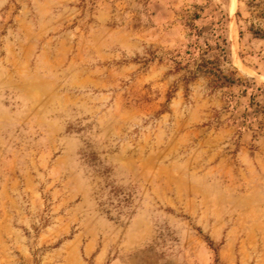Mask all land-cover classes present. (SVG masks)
<instances>
[{"label": "rangeland", "instance_id": "obj_1", "mask_svg": "<svg viewBox=\"0 0 264 264\" xmlns=\"http://www.w3.org/2000/svg\"><path fill=\"white\" fill-rule=\"evenodd\" d=\"M0 264H264V0H0Z\"/></svg>", "mask_w": 264, "mask_h": 264}, {"label": "trees", "instance_id": "obj_2", "mask_svg": "<svg viewBox=\"0 0 264 264\" xmlns=\"http://www.w3.org/2000/svg\"><path fill=\"white\" fill-rule=\"evenodd\" d=\"M199 65H200V64H199ZM226 83H228V84H230V85H233V83H234V79L227 78L226 76H223V75H217V76H216V80H213V84H216L218 88H221V87H228V84H226ZM246 84H247V83H245V85H246ZM229 98H230V99H229V103H231L233 97L230 95ZM257 114H258L257 111L250 110L249 112L243 114L242 119H243L245 122L249 121V125H251V124H252L251 121H252L253 119H257V116H256ZM259 123H260V122H259ZM259 125H262V124H259Z\"/></svg>", "mask_w": 264, "mask_h": 264}, {"label": "bare ground", "instance_id": "obj_3", "mask_svg": "<svg viewBox=\"0 0 264 264\" xmlns=\"http://www.w3.org/2000/svg\"><path fill=\"white\" fill-rule=\"evenodd\" d=\"M231 10H233V8Z\"/></svg>", "mask_w": 264, "mask_h": 264}]
</instances>
